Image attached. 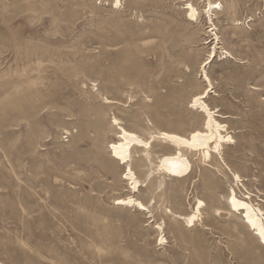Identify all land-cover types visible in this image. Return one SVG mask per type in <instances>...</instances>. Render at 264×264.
I'll use <instances>...</instances> for the list:
<instances>
[{
    "label": "rangeland",
    "instance_id": "obj_1",
    "mask_svg": "<svg viewBox=\"0 0 264 264\" xmlns=\"http://www.w3.org/2000/svg\"><path fill=\"white\" fill-rule=\"evenodd\" d=\"M112 1L0 0V262L264 264L240 215L215 212L231 187L264 211V0H222L214 27L182 10H202L203 0H119L114 12ZM212 28L231 54L217 50L206 67L207 103L234 139L224 161L199 165L197 155L188 179L151 175L133 195L151 214L117 207L129 193L107 151L118 132L111 119L144 139L201 127L188 103L204 88L194 82ZM153 145V161L171 151ZM135 157L145 181L154 166ZM198 200L201 221L185 228L172 214H189Z\"/></svg>",
    "mask_w": 264,
    "mask_h": 264
},
{
    "label": "bare ground",
    "instance_id": "obj_2",
    "mask_svg": "<svg viewBox=\"0 0 264 264\" xmlns=\"http://www.w3.org/2000/svg\"><path fill=\"white\" fill-rule=\"evenodd\" d=\"M221 1L203 0L202 10L196 4L187 2L183 5L182 10H184L185 17L188 21L197 22L200 13H202L204 18L210 23L212 21L211 19L223 9ZM121 6L119 0H113L111 2V11H119ZM210 24V27H214L212 23ZM214 30L212 28L210 31L214 37V47L200 69V81L194 82L195 85L203 84L204 88L201 92L193 94L188 103L190 110H194L202 117L203 122L201 127L193 129L187 136L174 132L158 131L155 134H151L148 139H144L136 132L123 127L118 119H111L118 132L116 140L108 144L107 151L110 161L124 168L122 180L126 182L129 193L127 196L115 200L114 203L117 207L132 208L151 214L147 206L133 196L140 192L141 188L146 186L147 181L151 179V175L156 173L176 181L188 179L193 173L194 166L191 157L197 155L199 156V165L202 163L208 165L215 164L218 167L220 166L217 165L219 163L218 159L224 161L223 152L227 146L233 143L234 139L230 135L227 125L221 121L224 119V116L217 114L207 103L212 84L208 78L206 67L217 57V50L220 51L218 54L220 59L231 58V54L217 47L219 45V38L213 33ZM187 70H189L188 67H186ZM105 101L107 104H112L108 99H105ZM156 140L160 141L171 151L155 157V161H153V144ZM135 156H138V159L142 162L154 166V170L147 175L145 181H141L132 168V163L136 158ZM230 174L234 187L238 188V185L242 183L240 175L232 171ZM160 186H164V182ZM204 207V202L198 200L189 214L178 215L175 213L172 214L170 211L169 213L174 218L179 219L185 228L193 229L201 221ZM215 212L223 217H227L232 213L239 214L244 228L251 232L258 245L264 248V211L260 206L253 204L249 195L238 197L234 188L231 187L226 199L225 210L215 209ZM154 230L157 233L156 242L159 245L166 244L163 225L156 223ZM0 264L2 263L0 262Z\"/></svg>",
    "mask_w": 264,
    "mask_h": 264
},
{
    "label": "snow or ice",
    "instance_id": "obj_3",
    "mask_svg": "<svg viewBox=\"0 0 264 264\" xmlns=\"http://www.w3.org/2000/svg\"><path fill=\"white\" fill-rule=\"evenodd\" d=\"M218 6V5H217Z\"/></svg>",
    "mask_w": 264,
    "mask_h": 264
}]
</instances>
